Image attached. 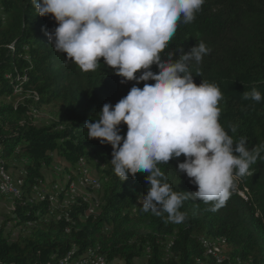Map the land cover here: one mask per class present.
Returning a JSON list of instances; mask_svg holds the SVG:
<instances>
[{"label": "trees", "instance_id": "16d2710c", "mask_svg": "<svg viewBox=\"0 0 264 264\" xmlns=\"http://www.w3.org/2000/svg\"><path fill=\"white\" fill-rule=\"evenodd\" d=\"M56 26L51 14H37L31 0H0V158L7 168L19 162L26 172L0 225V264H54L95 247L108 261L122 264L140 259L141 264H264V159L251 166L252 175L235 177V189L215 211L212 202L191 198L180 208L186 214L180 223L168 220L167 213L142 211L147 174L121 181L110 162L111 145L89 139L84 125L98 118L103 104L114 105L144 81L121 83L103 58L96 71L80 70L50 44L46 33ZM201 42L210 52L200 63L190 62L194 83L219 87V122L234 142L245 137L249 148L264 145V99L244 98L253 89L264 97V0H205L192 22L178 24L162 58L174 52L178 59L177 49L187 52ZM151 70L159 69L153 64ZM16 87L22 99L8 101ZM45 106L56 110L55 118L35 124L30 108ZM126 130L122 123L120 134ZM53 154L70 165L81 158L93 167L102 183L99 199L76 196L53 214L47 201H29L44 181L42 171L55 168ZM184 159L158 167L174 191L192 193L197 186L176 169ZM95 199L96 213L85 215V205L90 208ZM6 220L13 222L11 228H5ZM27 221L33 226L25 228ZM22 227L26 232L13 237L12 228ZM202 237L223 239L220 263L205 255Z\"/></svg>", "mask_w": 264, "mask_h": 264}, {"label": "clouds", "instance_id": "9594fccd", "mask_svg": "<svg viewBox=\"0 0 264 264\" xmlns=\"http://www.w3.org/2000/svg\"><path fill=\"white\" fill-rule=\"evenodd\" d=\"M205 0H31L39 16L57 22L46 33L57 52L66 54L84 72L103 64L133 85L114 105L105 103L98 118L86 121L89 139L112 148L114 173L124 181L144 173L150 186L143 195L142 211L167 213L180 223V211L191 198L212 202L211 211L223 206L235 189V177L252 175L250 168L261 157L264 145L249 148L247 139L234 142L219 122L223 99L214 83H194L191 61L200 63L210 49L203 43L187 52L161 53L174 37L179 23H190ZM155 64L159 69L152 71ZM140 73L137 75V73ZM196 75L200 76L197 72ZM152 82H149V81ZM245 99H264L255 89ZM125 124L126 133L120 134ZM235 131V129H232ZM184 156L177 171L197 186L195 192L174 191L159 164Z\"/></svg>", "mask_w": 264, "mask_h": 264}, {"label": "bare ground", "instance_id": "6f19581e", "mask_svg": "<svg viewBox=\"0 0 264 264\" xmlns=\"http://www.w3.org/2000/svg\"><path fill=\"white\" fill-rule=\"evenodd\" d=\"M81 165L82 166L85 165V162L82 159H81ZM70 168L71 167H69V169ZM7 170H8V168L6 167L4 161L0 158V175H6ZM22 173L26 174L25 170H23ZM23 178L24 177H21L19 182H13L12 183V190L0 188V196H8L9 199L12 197H15V196H19L21 193L22 183H24ZM79 185H82L85 188L89 187L91 189H94L95 191H99V189L101 188V185H100V188L98 189L96 186H93L90 181H85V174L84 173H78L76 175V177H74V180L73 179L70 180V176H69V178L66 180L65 185H63V187L58 188V186H57V187H54L53 190L47 192V193H50V196H55V198H49V205H50V209H51L52 214L55 212L54 210H58V208H59V205H58V204H60V203H58L59 198L65 200V201H68V203L65 206H68L70 204V202L72 203V201L75 200L76 196H82L84 201H86V200L91 201L92 200V198H91L92 196L89 197L88 195H84L83 194L84 192L82 193L80 191ZM50 189H52V188H50ZM29 199H30L29 201H32V202L33 201H36V202L42 201V198H39L38 194L36 193V186L33 188L31 196ZM97 208H98V200L95 199L92 206L90 208H88V211L86 210L85 215L94 213V211ZM24 226H25V228L26 227L29 228L30 226H33V222L27 221V222H25ZM222 242H223V239L221 237H216V238L202 237V238H200V243L205 250V255L212 256V258H214V260L218 263H220L225 258V255H224L222 249L219 247V244ZM219 251H221V254H219ZM90 256H92L91 257V263H87V264H101V263H106V261H107V264H113V261H108V259L105 257V255L103 253L99 252L98 247H95L94 249L92 248V250L80 254L79 258L75 259V261L73 263L70 262V259L72 258L71 257V258H60V259H58L57 262H54V264H81V263H83V261L86 258H90Z\"/></svg>", "mask_w": 264, "mask_h": 264}, {"label": "rangeland", "instance_id": "374dc122", "mask_svg": "<svg viewBox=\"0 0 264 264\" xmlns=\"http://www.w3.org/2000/svg\"><path fill=\"white\" fill-rule=\"evenodd\" d=\"M22 97H23V95L21 93H19V88L16 87L14 89V96H12V98H8L7 100L12 101V102L14 100V102H16V101L21 100ZM28 113L31 116V118L35 124H41V123H49L51 120H53L55 118L56 110L52 106H45V107H42L38 111L35 110L34 108H30V111ZM82 160H84V159H82ZM84 162H85L84 166H89L85 160H84ZM7 165H8V170H10L11 174H17V169H19L21 173L23 172V170H25L23 168L22 164H19V162L16 163L15 165H12V166L9 165L8 163H7ZM67 167L69 168V167H71V165L67 162L63 163V161H56V164H55L56 169L49 170V171H48V169L44 170L43 177H44V183L47 185V190H48L47 192L53 190L54 187H57L56 185H49V184L53 183L54 181L59 184V187H63V185H65L66 180L69 178V176H70V178L74 177V169L73 168L68 169ZM92 170L94 171L95 178H99L97 173H96V170L93 167H92ZM77 174L78 173H75V177ZM50 188H52V189H50ZM79 188H80V191L82 193L84 192L83 193L84 195H88L89 197L92 196V200L94 198L99 199V196H100L99 191H95L94 189H91L89 187L85 188L82 185H79ZM10 199L8 196H0V225L10 215V212L12 209V203H11ZM58 201H59L58 203H60V204H58L59 205L58 210H61V207L65 206L68 203V201H65L61 198H59ZM96 211H97V209L94 211V213H96ZM10 226L11 227L13 226V222L6 220L5 228H10ZM21 229H23V227L20 229L12 228V236L15 237L16 232H18V231L19 232L20 231L26 232V230H27V229H23V230H21ZM77 258H79V254L76 257H74L73 259H71L70 262L73 263L75 261V259H77ZM136 262L141 264L142 259L137 260ZM47 263L48 262H46V264ZM113 264H122V262L119 260H114Z\"/></svg>", "mask_w": 264, "mask_h": 264}, {"label": "built area", "instance_id": "2783aa9c", "mask_svg": "<svg viewBox=\"0 0 264 264\" xmlns=\"http://www.w3.org/2000/svg\"><path fill=\"white\" fill-rule=\"evenodd\" d=\"M71 166L74 168V177H75V173H84L85 181H90L93 186H96L98 189L100 188V185L102 184L101 180H99V178H95L94 171L92 170V167L90 165L89 166L81 165V158L77 160L74 165ZM25 176L26 174L21 173L19 169H17V174H10V170H7L6 175H0V188L12 190V183L19 182L20 178ZM49 185H56L59 188V184L55 181ZM36 193L38 194L39 198H42V200L48 202V207H49V198H55V196H50V193H47V185L44 183V181L40 183L38 186H36ZM85 209H87L88 211L87 205H85ZM56 212L58 213V211ZM219 254H221V251H219ZM91 257L92 256H90V258H86L81 264L91 263ZM101 264H107V261L106 263H101Z\"/></svg>", "mask_w": 264, "mask_h": 264}, {"label": "crops", "instance_id": "0c3cea01", "mask_svg": "<svg viewBox=\"0 0 264 264\" xmlns=\"http://www.w3.org/2000/svg\"><path fill=\"white\" fill-rule=\"evenodd\" d=\"M53 159H54V167H55L56 161H63V163L66 162L64 159L58 157L56 154H53ZM54 169H56V168H54ZM48 171H49V170H48ZM42 173H43V175H44V170L42 171ZM56 174H57V173H56ZM21 230H23V229H21Z\"/></svg>", "mask_w": 264, "mask_h": 264}]
</instances>
